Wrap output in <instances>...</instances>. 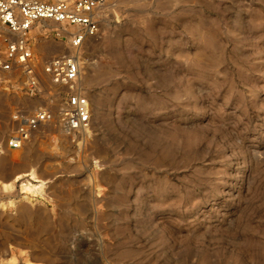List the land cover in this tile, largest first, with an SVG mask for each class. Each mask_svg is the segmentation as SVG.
Segmentation results:
<instances>
[{
    "label": "rangeland",
    "instance_id": "374dc122",
    "mask_svg": "<svg viewBox=\"0 0 264 264\" xmlns=\"http://www.w3.org/2000/svg\"><path fill=\"white\" fill-rule=\"evenodd\" d=\"M118 1L78 53L86 132L7 146L14 115L62 105L41 67L72 28L32 30L39 95L0 70V264H264V0Z\"/></svg>",
    "mask_w": 264,
    "mask_h": 264
},
{
    "label": "built area",
    "instance_id": "2783aa9c",
    "mask_svg": "<svg viewBox=\"0 0 264 264\" xmlns=\"http://www.w3.org/2000/svg\"><path fill=\"white\" fill-rule=\"evenodd\" d=\"M107 0H0V70L20 73L28 94L41 93L31 33L42 21H51L70 33L74 53H63L43 61L41 73L55 86L67 88L65 99L57 109L42 107L30 115H14L15 129L7 139L10 150L23 148L42 128L58 124L69 135L86 132L91 124L89 99L79 92L81 64L79 51L87 39L98 34L96 12ZM57 36L60 35L58 31Z\"/></svg>",
    "mask_w": 264,
    "mask_h": 264
},
{
    "label": "bare ground",
    "instance_id": "6f19581e",
    "mask_svg": "<svg viewBox=\"0 0 264 264\" xmlns=\"http://www.w3.org/2000/svg\"><path fill=\"white\" fill-rule=\"evenodd\" d=\"M127 0H119L118 3H124ZM23 149V148H21ZM20 149V150H21ZM17 150V151H20ZM15 151V150H14ZM4 153L3 150H1L0 147V154ZM1 157V156H0ZM8 162L6 164H4L6 167H8V169H12L15 168L17 166L20 165L19 163V153L16 152H10V154L8 155ZM4 169V167H3ZM37 179L34 177V173L31 172L30 173V179L26 180L25 182H23L20 186V190L22 193L31 196V197H37V196H44L45 191H46V187L45 184L42 183L41 181H36ZM13 184H3L1 187L4 191H9L10 189H12Z\"/></svg>",
    "mask_w": 264,
    "mask_h": 264
}]
</instances>
